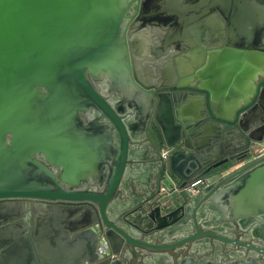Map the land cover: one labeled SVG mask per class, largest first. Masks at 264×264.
I'll use <instances>...</instances> for the list:
<instances>
[{
	"label": "water",
	"instance_id": "water-1",
	"mask_svg": "<svg viewBox=\"0 0 264 264\" xmlns=\"http://www.w3.org/2000/svg\"><path fill=\"white\" fill-rule=\"evenodd\" d=\"M197 1L142 2L139 18L160 30L162 54L143 58L141 71L130 61L126 35L128 14L140 0H0V217H9L0 219V264H137L143 250H172L202 236L264 254L198 229L168 240L178 212L199 197L229 220L264 217V0H241L249 8L238 0H206L194 17L172 12L174 3ZM209 16L223 25L222 52L197 61L190 48L207 50L204 41L179 44L173 35ZM175 51L192 61L178 70L180 85L148 66L165 65ZM238 85L248 95L229 100ZM217 91L228 93L229 118L220 119ZM141 134L172 149L159 156L158 184L162 172L168 192L158 187L128 200L121 227L111 203ZM254 134L258 139L248 140ZM201 175L210 183L187 194L188 182ZM100 180L102 191L89 190ZM150 234L164 241L154 243Z\"/></svg>",
	"mask_w": 264,
	"mask_h": 264
},
{
	"label": "flooded vegetation",
	"instance_id": "flooded-vegetation-1",
	"mask_svg": "<svg viewBox=\"0 0 264 264\" xmlns=\"http://www.w3.org/2000/svg\"><path fill=\"white\" fill-rule=\"evenodd\" d=\"M143 1L145 0H140L138 9L136 6L131 8V12L128 15L132 16V18L129 20L126 33L130 61L131 63H136V68H140L141 71L145 65L143 58L152 56V51L158 52V43L160 44L162 40L159 29L146 24L147 21L143 20L142 17L139 18V16H142ZM148 66L151 68L152 72H156L157 69H160V64L153 61L148 62ZM97 88L103 95L108 97L110 104L113 105L115 103L116 100L110 96L108 92L102 91L100 85H98ZM158 92L159 91H155L153 93L155 98H157ZM130 109L132 108L128 107V110ZM83 117L84 120L87 121V116L83 115ZM147 128H149L148 125ZM252 136L253 137L248 138V140L258 139L256 134ZM147 138L148 136L145 135L143 138L141 134L140 140L132 142L131 148L134 150V158L132 163L127 165L124 177L119 183L116 195L111 203L112 210L114 211L112 215L113 220L121 227L122 221L118 216L123 212L128 200L137 199L142 196V194H153L158 187V192L160 193L161 187L165 185L161 178L162 172L159 180L160 185L158 184V171L161 166L159 156L164 158L161 155V149L163 147L148 141ZM144 156L147 158H144ZM41 157L42 156H38L37 158L42 160ZM218 160L219 159L214 162ZM142 164H145V178H142ZM49 167L53 173L58 176L57 170L51 166ZM221 169H223V167L214 169L210 173H216ZM205 178H207L206 175H201L192 178L190 181L193 179ZM101 182V180L100 183L90 182L87 187L91 191L100 192L103 189L100 185ZM201 188L203 187L198 188L195 194H198ZM166 192H168V189ZM4 218L9 217H0V219ZM176 218L179 221L177 225L174 226V232L172 236L168 238L169 241L179 239L185 235L195 234L198 229L200 232H213L219 236L245 242L264 249V217H252L242 222L238 220H229L218 206L209 203L208 200L203 197H199L195 202L186 204V207L178 212ZM148 239L154 243H161L164 241L154 234H150ZM97 250L99 254H104V251H106V249H102L100 245H98ZM249 259L264 264V254L256 252L251 248L236 243L225 242L210 236H202L172 250H143L141 255L142 262H140V264H182L185 260H191L199 264H231L237 261L246 262ZM113 264H118V262H114Z\"/></svg>",
	"mask_w": 264,
	"mask_h": 264
},
{
	"label": "crops",
	"instance_id": "crops-1",
	"mask_svg": "<svg viewBox=\"0 0 264 264\" xmlns=\"http://www.w3.org/2000/svg\"><path fill=\"white\" fill-rule=\"evenodd\" d=\"M205 4H207L206 0H200L194 3H190V4H184L181 2H177L172 5V12L174 14L177 13L178 16H182L183 13L184 15L190 13V16L194 17V15L196 14V11L198 9H201V7H205L203 6ZM238 4L241 6H244L243 1L241 0H238ZM244 7L249 8L248 5L246 6V4ZM223 36H224V29H223V25H221L220 23V18L218 16L206 17L204 21H202V23L198 27L190 29V30H185V32H179L177 34L174 33L173 35L174 39H176L179 44L189 43L190 41H194L195 39L203 40L205 43V47H208L207 50H205V48L197 44H195V47L192 46L193 48H190V50L191 49L193 50L192 51L193 59L197 61L202 59V62H204V59H206L205 55L208 53L215 55L216 57L221 54L222 51L220 47H222L221 41H223ZM190 50H187V51H190ZM201 51H202V54H201ZM158 52H159L158 53L159 55L162 54L160 49H158ZM190 61H191V58L185 57V54L183 52L175 51L170 59V62L166 63L165 65L160 64L159 70H161L162 72H165V75L171 85H178V84L180 85L183 77L179 75L178 70L179 69L184 70L185 68H187L188 65H190ZM218 66H214L215 67L214 71L220 70L221 67L219 68ZM197 82L198 81H195L194 84H197ZM234 88H236V90L232 92V96L228 97L229 100L231 99V101H235V100L242 101L243 98L248 95L243 85L242 86L238 85V87L235 86ZM240 88H241V91H238V89ZM227 94L228 93H224L222 91H217L216 93L214 92L215 99L219 106L218 114L221 117L220 119L229 118L232 116V113L230 112V107L228 106L229 102H226ZM143 167H145V164H142V168ZM23 235H26V234L23 233ZM70 243H73L71 245L73 246L74 251L76 249H77V252L80 251V244H78L79 242L73 241ZM40 245L41 244H38V247H40ZM43 245H45V247H50V248L52 247L50 246L52 244L44 243ZM33 246L36 247V244H34V242H33ZM59 247L62 250L65 246L64 244L61 245V242H60ZM97 253H99L98 250H97ZM140 262H142L141 257L137 259V264H140ZM7 264H18V262L14 260L10 263L8 262ZM63 264H68V263L64 262Z\"/></svg>",
	"mask_w": 264,
	"mask_h": 264
},
{
	"label": "built area",
	"instance_id": "built-area-1",
	"mask_svg": "<svg viewBox=\"0 0 264 264\" xmlns=\"http://www.w3.org/2000/svg\"><path fill=\"white\" fill-rule=\"evenodd\" d=\"M172 149L171 148H167L166 146H164L161 149V155L166 158L170 155ZM210 183V180L208 178L205 179H193L192 181H190V183L187 185V187H185V192L187 194H195L198 190V188L200 187H205ZM167 191V187L166 185H163L161 187L160 193L163 194Z\"/></svg>",
	"mask_w": 264,
	"mask_h": 264
},
{
	"label": "rangeland",
	"instance_id": "rangeland-1",
	"mask_svg": "<svg viewBox=\"0 0 264 264\" xmlns=\"http://www.w3.org/2000/svg\"><path fill=\"white\" fill-rule=\"evenodd\" d=\"M164 182H165V184H167V181L166 180Z\"/></svg>",
	"mask_w": 264,
	"mask_h": 264
}]
</instances>
